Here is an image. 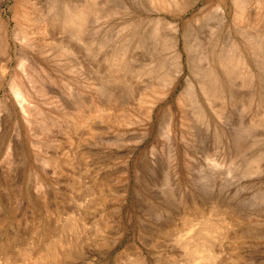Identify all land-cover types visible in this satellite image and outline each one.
Returning a JSON list of instances; mask_svg holds the SVG:
<instances>
[{"label":"rangeland","instance_id":"1","mask_svg":"<svg viewBox=\"0 0 264 264\" xmlns=\"http://www.w3.org/2000/svg\"><path fill=\"white\" fill-rule=\"evenodd\" d=\"M206 1L209 4L204 6ZM14 3L15 0H6V2L2 6V12H1V14L5 16L4 18L6 23L8 22L7 26L8 29H10L9 34L12 32V29L15 24L13 22L14 20L11 18L12 9L10 8ZM220 3L227 4L228 6L227 9L228 11L230 10L228 16L229 18H231L233 13V7L232 5L230 6L231 0L229 1L223 0V2L222 0H198L191 7H188L184 12L182 11L180 15L176 14L175 18L181 21V23H183L184 25L185 24L188 25L190 24V22L194 24L198 29L199 37L200 38L203 37L201 38L202 40H205L206 38L207 41L209 39L208 35L210 34L214 35L215 30L218 29L217 25H219L221 22L220 12L217 9V5ZM253 9L255 10V8ZM254 10H252V12H255ZM1 25L2 23L0 22V31L4 33V27L3 25L2 26ZM252 26H253L252 31L256 30L254 29V27H257V25L256 26L252 25ZM11 41L13 43H11ZM158 41L160 42L159 45L162 48L161 39L159 38ZM14 43L15 42L13 41V39H11L9 36L6 45L7 44L9 45L10 53L13 52L15 54ZM147 45L148 43L146 44V47L144 46V48H142V43L141 46L138 43L137 46H135V43L133 44V49L136 50V51L134 50V52L137 53L135 55H137L138 59H140L141 56L144 55L145 56V57L143 56V61H144L146 60V58H148L147 55L150 56L149 53L147 52ZM140 50H142V53L140 52ZM263 51H264V47H263ZM0 54H3L0 56H4L5 53L4 51L0 50ZM160 55L162 56L166 55L167 57L166 56L162 57ZM159 56L158 59L160 60H158V65L160 64V66H157L158 67V69L156 70L157 77L152 76L151 78V74L145 71L143 72L142 69H140V73L139 72L135 73L134 70L133 72L134 75H132V73L129 72L127 73V76L129 75L127 77V83L125 85V89H128L126 90L127 96L125 95V98L127 99H124L126 103L123 100L124 103L123 105L122 104L118 106L116 105V107L119 110H121L123 107L124 110L122 109L120 112L119 110H117L116 112L115 111L116 108H113L115 106H112L109 110V112L110 113L112 112V114L110 113L108 114L110 117L108 116V118H106V122L101 123L99 122V119H96L95 122L93 121L91 123V127H92L90 129L91 131L83 133L82 131L84 130L87 131V130L82 129L80 130L79 133L76 134V136L75 135L72 136L71 134L70 135L71 138L73 137L72 138L73 140L71 139L72 142L67 140V138L65 137L66 135L63 136L61 135V133L58 134L59 136V137L57 136L59 138L58 145L62 148V150H60V148L56 150V147L58 148L57 144L53 145L56 146L53 149L52 147L50 148V146L45 145L44 142L37 143L35 141L36 140L35 137L24 135V130L22 129V134L24 136L23 137L24 142H22L23 149L21 151V149H19V146H17L18 148L15 147V150L12 149L13 151L11 154L13 155L14 154L13 152L17 151L15 152L14 156H11L12 159L14 158L13 160H15L14 162L12 160V162H13V168L14 170L16 168L17 173H14V171L12 173L13 177L15 176L16 177L13 178L12 180L13 182L15 180L14 183L11 181L12 186L10 185L11 187H9L10 188L9 193L11 194L13 190L14 192L11 195L8 193V198L6 197L7 200L10 197L12 199L14 198V201H12V199L11 201L10 199L8 201L9 202L8 205L11 204L10 202H13L12 204L14 205H9L10 208L6 207L5 205L3 209L0 208L1 210L0 211V264H8L6 260V254L5 256L3 254L5 253L4 251L6 250L8 251V254H11L14 258L16 259L18 258L17 261L19 263L20 261L28 259L27 260L28 264H264V197H262L264 195V175H263L264 155H262V152H264V130H263L264 128L259 127V129L254 128L252 131L247 130L249 124V118H251V111L250 109H248V107L243 105L245 104L244 101L245 97L248 96L249 90L251 89L248 88L247 86H244L245 89L244 87H241L242 90L238 92V95L242 96L244 93L243 98L242 100L240 99L236 101V103L232 107L222 105L223 104L221 103L222 101L221 100L217 101L218 99L215 101L218 102V105L217 103L215 104L214 102V106L215 107L217 106L216 108H220V109L222 108L223 110L226 107L225 108L226 110L225 109H224L225 111L223 110V114L226 113L225 118L227 117L226 119H228L229 121V123L227 124L226 122L222 124V122L220 123V121L218 120L217 122L215 119L216 123L221 124V125L218 124L220 125L221 128L219 127V130L215 132L214 127L207 128V125L205 123L203 124L201 122L200 125L195 120V116H194L195 114L194 112L192 113V110L194 111L195 107L192 104V102H190L187 99L185 100L178 99L180 92H182L185 86L186 79L193 75V73L190 72L189 66L186 65L184 67V73L182 71L181 74L179 75L175 87L169 92V94H167V96L164 95L167 91H169L168 83L165 82L164 77L171 76L170 78H173L172 75L174 74L175 71H174V67H172V63H170L172 62L171 61L172 54L170 50L168 49L166 51L162 50L159 53ZM131 57H132L131 54L127 57L128 62H132L130 61ZM13 60L16 61V58H13ZM13 60L6 61V65L8 64L6 66V70L9 71V74L6 76V81L4 83V86L0 87V96L4 93L5 89L8 88L7 79H9L11 72L17 66V61L15 62ZM133 62L130 64L133 65L134 64ZM202 62L203 61H199L196 58L194 65L199 63V65L198 64L197 65L199 67H202L204 64V62L203 63ZM1 63H4V60H2ZM46 65L49 67L50 70L53 67H54L52 69L53 71L54 69L55 71L57 70L56 72L54 71V74L56 75L57 80L59 82H61L62 80L65 81L70 80V82H72L73 77L77 78L80 75L81 76L84 75V71L82 70V68L80 69L79 67H78L79 70L76 69L75 71L76 76H74L75 75L74 72L72 71L68 72V70H65V67L62 64H58L59 65L58 66L55 63L52 64L51 62H49ZM55 66L57 68H55ZM137 66H139V64H137V62L135 61L134 69H139V67ZM80 70L81 72L83 71L82 72L83 74L80 72ZM58 72L60 73L58 74ZM63 77L65 79H63ZM135 77L138 79V81L140 80L139 84L138 82L135 83L133 82ZM68 78L69 80H67ZM128 78H130V80ZM153 78L155 81L153 80ZM63 82L64 81H62L61 83L62 86L60 87V92L63 91L66 93L67 91V88L65 87L66 84H64ZM136 84L139 85L136 88L140 93L133 95V93H131L130 91L135 89ZM73 89L71 90L72 92L75 91ZM155 89L158 90L156 91ZM60 92H57L58 94L56 93L57 97L58 98L60 97L59 98L61 99L60 101L63 102V100L66 97L67 100L64 101L68 102L69 100L67 97L68 93L65 94L63 92L61 93ZM75 92L73 95H77ZM160 92L163 93L162 96H159V94H161ZM130 93L132 94V97L129 96ZM152 93L156 95L154 96ZM61 94L62 95L64 94L66 96L63 97L64 96L63 95L61 98ZM149 95L152 98H150ZM75 97L76 98L78 97L80 101L79 97H81V94L80 96H75ZM131 98H133V100H131ZM143 100L146 102L149 101L148 102L149 104L155 102L154 119L152 121V124L150 123L149 126H147V124L145 123V119H144L145 116L143 112L144 108L148 106V103L144 102ZM65 102L63 106L64 108L66 107L67 109V106H69V103L71 102L69 100L68 105L67 102L66 103ZM136 102L139 104H137ZM220 103L223 107L220 106ZM142 104H144L143 106L144 108L142 107ZM0 105L2 106V104ZM1 106L0 108H2ZM45 107H47L46 109L51 108L50 109L51 112H55L54 110H56L53 107H49L48 105ZM70 108L72 109L69 110ZM250 108L252 109V107ZM72 110L73 112H76L74 106L70 105L69 108L67 109V112L69 111L72 113ZM254 110L255 109H253V111ZM61 113L63 112L58 111V115L59 114L61 115ZM118 114L121 117V120ZM60 115L58 116V118L62 117V115L61 116ZM228 115L230 116V118ZM125 116H127V118ZM118 117L119 119H117ZM130 117L132 119H130ZM165 117H167L168 119H163ZM111 118L114 119L112 120V122H111ZM192 118L194 120H192ZM126 119L129 120L127 121V123H126ZM116 120H118L119 122ZM107 121L109 124L107 123ZM189 122L193 127L188 124ZM121 123L124 125L127 124L128 126L126 125L124 128V125L122 126ZM181 123L185 125L183 126ZM197 123L200 125V130L194 132V127L195 124ZM239 123H242L243 126L245 125V127H243ZM103 124H106V126L108 124V128H105L106 126ZM225 124L227 127L228 125L231 127H228V129H224V127L227 128L226 126H222ZM94 125L96 127H99L97 128L98 131H95L97 129L96 127L94 128ZM100 125H103L105 130ZM186 125L189 127H187ZM119 126L121 128H118ZM160 126H163L162 127L163 129ZM112 128H114V130ZM168 128L172 130V131L170 130L169 133L167 132ZM229 130H232V133ZM244 130L246 131V133ZM117 131L120 132L117 133ZM253 131H256V133ZM89 133L92 136L91 135L89 136ZM92 133L95 134L93 135ZM170 133L171 135H169ZM78 134H80L81 137L78 136ZM225 134H227L228 136ZM240 134L242 136L246 135L245 136L246 138L242 137ZM252 134L253 135L256 134V135L253 136ZM8 135L9 137L15 136L13 127L10 128V130L7 132V135H5L4 145H2L0 149V162L5 156L4 153H6L7 150V146L5 145H8V138H9ZM129 136L133 138L130 140L128 139L130 138ZM60 137L63 139L65 137V139L63 140ZM86 137L88 139L92 137L93 139L90 138L88 140ZM107 137H109L110 140ZM239 137L241 139H239ZM74 138H76V141ZM60 139L62 141H60ZM84 140H86V142ZM245 140L248 142L247 144ZM83 141L87 144H85ZM35 142L39 150L41 149L40 152L37 149V146L35 147L36 149L32 148L33 146L36 145L34 144ZM61 142L62 145H60ZM70 142L72 144H70ZM74 142L76 143V145ZM91 142L92 143L95 142V144L94 143L92 144ZM198 142L201 144H199ZM67 143L69 145H67ZM81 143H84L85 145L81 147ZM107 143L109 146L106 145ZM243 143L245 144L243 145ZM18 144L19 143H17L16 145ZM31 144H33V146ZM79 144H80L79 148L83 149L84 152L88 151L90 154L86 152L85 155H82L84 154V152H82V150H80V152L78 151ZM41 145L42 146L45 145V147L48 148L49 150L45 149V147H43L44 148L43 150ZM89 145L91 146L89 147ZM116 145H118V147ZM201 145L203 146V148H201L202 147ZM3 146H5V149H3L4 148ZM101 146H104V148ZM129 146L131 147L130 151H129ZM92 147L94 150L93 149L91 150ZM213 147L215 149L216 148L218 149V151L215 152L216 154L214 153V151H216L217 149L214 150ZM102 149L103 151H101ZM35 150L40 154H38ZM98 150L101 152H99ZM32 151H34V153ZM74 151H76V153ZM41 152H43V155H41L42 154ZM62 152L65 155H63ZM109 152H111L110 153L111 155H115V157L108 155ZM113 152H115V154H113ZM124 152L125 153L128 152L130 154L128 155V153L125 154ZM60 153L62 154L59 155ZM79 154L80 156H78ZM118 154L123 156L125 154V156L124 158H122L123 156L121 157ZM36 155H39V157L37 156L38 158L37 157L35 158ZM62 155L63 157H61ZM207 156L209 157V159ZM230 156L233 157V159ZM40 157H48L50 159L51 158L66 159L65 160L66 162H63L64 164L61 163V165L62 164L64 165L63 166L64 169L63 167H60L61 166L60 165L59 168L61 170H59V168H56V171L59 170V172H55L52 169V166H47L48 168L45 167L44 168L45 170L41 171V168L43 167L41 166L39 161L41 159ZM229 157L231 158V160ZM20 158L24 159V161L21 162ZM254 158L256 159L255 161L257 163L256 166L252 163V160ZM216 159H217V163H216ZM234 159L236 160L233 161ZM248 165H250V169H249L250 171L248 170L249 168ZM20 166H21V170L24 173L20 170ZM253 166H255L257 170L255 171L252 170L254 168ZM261 166L262 168H260ZM49 167H51V169H49ZM18 171L19 172L21 171L22 173L21 172L20 173L23 176L20 175ZM248 171L250 176H248V173L246 174V172ZM27 172L30 174H28ZM34 172L39 175L37 176ZM39 172L41 173L42 176L40 175ZM106 172H108V174ZM56 173H58L57 177L55 176L57 175ZM32 174L36 175V177L34 176L35 179L39 178L38 180L41 181L44 180L42 181L44 192L40 190V193L42 192L44 194L43 198L41 194H39V191H37L35 188L36 182L35 179L32 180L33 179ZM52 174L55 175L53 176ZM124 174L127 175L125 176ZM204 174L205 176H203ZM243 174H246L247 176H244ZM254 174L257 175L255 176ZM258 174L260 175V177ZM18 176L20 177L21 180L19 179ZM240 176H242L243 178H241ZM198 177L199 179H197ZM101 181L106 183L107 186L104 183H100L99 185V182ZM95 183L98 185H96ZM20 185L22 186V188ZM124 185L125 188L124 187L121 188ZM102 187L104 189H102ZM201 188L202 191H200ZM28 189L29 192L32 193V195L34 194L33 197L31 193L29 194ZM120 189L121 190L123 189L124 192L123 190L121 191ZM50 190L52 192V195L51 193H49ZM15 192L18 194H16ZM260 192H263V194ZM48 194L51 196H49ZM12 195H14V197ZM25 195H28L29 197L28 196L25 197ZM38 195L41 197H39ZM17 196L19 197V199ZM37 197L42 200L39 201ZM32 198L34 202L31 201ZM43 200H45L43 202L44 204L42 203ZM40 203L43 206H41ZM50 203H52L53 206ZM34 205H39V206H34ZM59 205H61V207ZM117 207L119 208L118 212H117ZM220 208L222 209V211L219 214L217 212L221 210ZM53 209L54 211H56L55 213ZM60 209H62L64 212L62 213ZM196 210L197 213L195 212ZM81 211L84 212L82 213ZM34 212H36L38 215ZM199 212L201 215H199ZM83 214L85 217H83ZM79 215L82 218L79 217ZM51 216L52 218H50ZM36 218L38 219L37 221ZM70 218L71 220H69ZM74 218L80 220V222L78 220H76L77 221L76 222ZM208 218L210 221H214L216 224V227L212 231V233L211 232L209 233L208 230H204L203 225L205 224V222L209 221ZM52 219L54 221L56 219L57 221L54 222ZM187 219H189L190 222L187 221ZM32 220L34 223L32 222ZM202 220L203 221L206 220V221L203 222ZM70 221H72V224ZM15 225L16 227L19 225V227L16 228ZM50 225L51 227L53 225L52 229L50 228ZM45 228L46 229L50 228L51 230L49 229L47 231ZM42 230L44 231L42 232ZM20 233L23 235L21 236ZM24 237L25 238L27 237L28 240L25 239ZM197 237L200 238L202 243L210 246L211 248L210 257L203 259L201 258V255H198L196 252L192 251L189 248L187 249L185 247L186 241L194 240ZM22 238H24L27 242H25V240H23ZM37 238L41 239V240L39 239L38 241L40 245L37 242L38 240ZM63 240L66 241V243ZM22 242L23 244L20 246L19 244H21ZM48 242H51L50 244L56 247L54 251L55 253L54 255L53 254L47 255L43 258V256H41L40 253L43 251V249H47V247L51 246L50 244H48ZM5 243L7 244V249L3 248V246L6 247ZM8 245H11L12 249L11 246ZM23 250L28 252L27 254L25 253L26 257L23 256ZM19 252L21 253L18 254ZM237 255H241V256H237ZM53 256L55 257L53 258ZM38 257L42 259L39 260Z\"/></svg>","mask_w":264,"mask_h":264},{"label":"bare ground","instance_id":"2","mask_svg":"<svg viewBox=\"0 0 264 264\" xmlns=\"http://www.w3.org/2000/svg\"><path fill=\"white\" fill-rule=\"evenodd\" d=\"M197 1L198 0H15V3L10 7L12 9L11 18L14 20L13 22L15 24H14V27L12 29V32L9 34L10 29H8V26H7L8 22L6 23L5 18H4L5 16H3L1 14L2 6L6 2V0H0V22L2 23V25L4 27V33L0 31V40H1L0 41V50L4 51V53H5L4 56H0V87L4 86V83L6 81V76L9 74V71L6 70V66L8 65V64L6 65V61H11V60H13V58H16V61H17V66L15 68L13 67L14 70L11 72L9 79H7L8 80V85H7L8 88L5 89L4 93L0 96V104H2V106L0 105L2 107V108H0V149H1V146L4 145L5 135H7V132L12 127H13L14 134H15L14 137L16 138L15 139L12 136L9 137V135H8V137H9L8 138V145H5V146H7V150H6V153H4L5 156L3 155L4 157H3L2 161L0 162V208L1 209L4 208V205L6 207H9V205H14V204H12L13 202H10L11 204L8 205V203H9L8 201H9V199L11 201L12 198L10 197V195L14 192V190H13L14 188H13L12 189L13 192L11 194L9 193L10 192L9 187L12 186L11 181L13 180V178L16 177V176L13 177L12 173H13V171H14V173H17L16 168H15V170L13 168V162L15 160H13L14 158L12 159L11 156H14L15 152H17V151L13 152L14 153L13 155H11V154H12V151L15 150V147L18 148L17 146H19V149H21V151L23 149V143L22 142H24V140H23L24 136L22 134V129L24 130V135L30 136V137L33 136L36 138L35 141L37 143L38 142H44L45 145L50 146V148L52 147L53 149H54V147H56L53 145H55V144L58 145V143H59L58 142L59 141L58 134H60V133L63 136L66 135L65 137L67 138V140L71 141V139L73 138V137L71 138V136H70L71 134H72V136L73 135L76 136V134L79 133L80 130H82V129L87 130V131H85V130L82 131L83 133L91 131L90 130L92 128L91 123L93 121L95 122L96 119H99V122H101V123L106 122V118H108V116H109L108 114L110 113L109 112L110 108L112 106H115L113 108H116L115 111L117 112V110H119V109L116 107V105L118 106V105L124 104L123 100L127 99V98H125V95L127 94L126 90H128V89H125V85L127 83V77L129 76V75L127 76L128 72L132 73V75H134V73H133L134 70H135V73H138V72L140 73V69H142L143 72L145 71V72L151 74V78H152V76L157 77L156 76V74H157L156 70L158 69L157 66H160V64L158 65V60H160V59H158V56L162 50H164V51H166L167 49L170 50V52L172 54V58H171L172 62H170V63H172V67H174V71H175L174 74L172 75L173 78H170L171 76L170 77H164L163 76L165 82L168 83V89H169V91H167L166 93L164 92L165 93L164 95L167 96V94H169V92L175 87L181 72L183 71V73H184V67L186 65L189 66L190 72H192L193 75L186 79L185 86H184L182 92H180L178 99L179 100L187 99L190 102H192V104L195 107L194 111L192 110V113L194 112L195 115L194 114L193 115L195 116V120L200 125H201V122L203 124L205 123L207 125V128L208 127H214V130L216 132L219 130L221 122H222V124L224 122H226V124L229 123L228 119H226L227 117L225 118L226 113L223 114V110L226 107L223 110H222V108L221 109L216 108L217 106L216 107L214 106V102L218 99L217 101H219V100L222 101L221 102V103H223L222 105L232 107L236 103V101H238L240 99L242 100V98H243L244 93L242 96L238 95V92H240V90H242L241 87L247 86L248 88L251 89V90H249L248 96L245 97V100H244L245 104L243 105V106L248 107V109H250V111H251V118H249V124H248L247 130L252 131L254 128H258V129H259V127L264 128V51H263V47H264V0H255V1H253V0H231L230 6L232 5V7H233V13H232L231 18H229V16H228L230 10L228 11L227 4H223V3L218 4L217 9L220 12V21L221 22L219 25H217L218 29L215 30V33L213 32L214 35H211V34L208 35L209 39L207 41H206V38H205V40H202L201 38H203V37H201V38L199 37L198 29L194 24H192L190 22V24L184 25L183 23H181V21H179V20H177V18H175L176 14L180 15L182 11L184 12L188 7H191ZM222 2H223V0H222ZM207 4H209V3L206 1L204 6ZM253 8H255V10ZM252 10H254L255 12H252ZM252 25H254V26L257 25V27H254V29H256V30L253 29L254 31H252V27H253ZM198 28H199V26H198ZM213 29H214V27H213ZM160 35L163 37H161ZM9 36L15 42L14 43L15 44V54L13 52L10 53V51H9L10 47L8 44L6 45V42H7V39ZM158 37L162 41V48L159 45L160 42L158 41V39H159ZM194 41H196V42H194ZM140 42L142 43V48H144V46L146 47V44L148 43L147 52L149 53L150 56H148L146 54L148 58H146V60H144L145 62L143 61L144 55L141 56L140 59H138L137 55H135L137 53H135L134 52L135 49H133V44L135 43V46H137V43H138L141 46ZM11 43H13V42L11 41ZM140 52L142 53V50H140ZM130 54L132 56L130 61L133 62L135 60L137 62V64H139V66H137V67H139V69H134L135 61L133 62L134 63L133 65L130 64L132 62H128L127 57ZM0 55H3V54H0ZM139 56H140V54H139ZM160 56H162V55H160ZM164 56H166V55H164ZM164 56H162V57H164ZM184 56H185V58H184ZM196 58H197V60L204 62L202 67L198 66L199 63H201V62L197 63L198 65L197 64L194 65ZM2 60H4V63H1ZM139 60H140V62H139ZM13 61H15V60H13ZM49 62H51L52 64L55 63L57 65L62 64L65 67V70H68V72L72 71V72H74V74H75L76 69L79 70V68L80 69L82 68V70L84 71L83 76H81V75L78 76L79 77V78L77 77L78 79L73 77V81L71 80L72 82H70L69 78L67 79L69 81L62 80V81H64L63 83L66 84L65 85V87L67 88L66 93H68L67 97L71 102V103H69V106L73 105L76 112H73V110H72V113L69 111L67 112V109L69 108V106H67V109H66V107L64 108V106H63L64 102H65L64 100H67L65 97L66 95L63 94L64 95L63 96L61 94V98H62V96L65 97V99L63 98L64 99L63 102L60 101L61 100V99H59L60 97L59 98L57 97V94H58L57 92H60V87L62 86V84H61L62 81L59 82L57 80V77L54 74L55 69H54V71L52 70L54 67L53 68L51 67L52 68L51 69L52 71H51L49 69V67L46 65ZM55 68H57V67L55 66ZM194 68H195V70H194ZM80 72H81V70H80ZM59 73L60 72H58V74ZM74 76H76V74ZM64 77H63V79H65ZM135 78H134L133 82L134 83L138 82V84H139L140 80L138 81V79L137 78L135 79ZM70 79H71V77H70ZM128 79L130 80V78H128ZM131 79H132V77H131ZM153 80H154V78H153ZM133 84H132V86H133ZM138 84L135 85V89L130 91L131 93H133V95L140 93L138 91V89L136 88L137 86H139ZM163 84H165V83H163ZM157 86H159V85H157ZM72 89L76 91V92L75 91L74 92L77 95H73L74 92L71 91ZM244 89H245V87H244ZM155 90H154V92H155ZM61 92H63V91H61ZM63 93H65V92H63ZM131 93L129 96L132 97ZM160 93L161 94H159V93H157V94H159V96H162L163 93L162 92H160ZM80 94H81V97H79L80 98V101H79L78 97L76 98L75 96H80ZM168 96H170V95H168ZM136 98H137V96H136ZM150 98H152V97L150 96ZM148 99H149V97H148ZM148 99H146V100H148ZM69 100H68V102H69ZM131 100H133V98H131ZM68 102H67V105H68ZM124 102L126 103L125 100H124ZM144 102H146V101H144ZM148 102H146V103H148ZM216 103L218 105V102H215V104ZM221 103H220V106H222ZM137 104H139V103H137ZM154 104H155V102L150 103V104L148 103V106H146L145 108L143 107L144 104H142V107L144 108V111H143L144 116H145L144 119H145V123L147 124V126H149L150 123L152 124V121L154 119ZM47 105L49 107H53L54 109H56L57 111L52 108L57 113L51 112L50 111L51 108L46 109L47 107H45V106H47ZM65 106H66V104H65ZM250 107H252V109ZM72 108H70L69 110H71ZM122 109L124 110V107ZM253 109H255V110L253 111ZM121 110H119V112ZM141 110H143V109H141ZM58 111L63 112V113H61V115H62L61 118H58V116L60 115V114L58 115ZM143 112H142V114H143ZM110 114H112V112ZM119 114H118V116H119ZM125 114H127V113H125ZM131 114H132V112H131ZM128 116H130V115H128ZM119 117L117 119H119ZM125 117L127 118V116H125ZM131 117H130V119H132ZM229 118H230V116H229ZM163 119H168V118L165 117ZM215 119H216V121L217 120L220 121V123H216ZM112 120H114V119L111 118V122H112ZM120 120H121V117H120ZM192 120H194V119L192 118ZM116 121H118V120H116ZM122 121H123V119H122ZM127 121H129V120L126 119V123H127ZM172 121H171V124H172ZM107 123H108V121H107ZM123 123H125V122H123ZM191 123H192V121H191ZM198 123L195 124L194 132L200 130V125ZM108 124H107V126H106V124H103V125L106 126L105 128H108ZM130 124H131V122H130ZM161 124H163V123H161ZM188 124L191 125L190 122ZM218 124H220V125H218ZM226 124L222 125V126H226ZM239 124H241L243 126L242 123H239ZM103 125H100V126L103 127ZM121 125L123 126L124 124L121 123ZM126 125L127 124L124 125V128ZM172 126H171V128H172ZM95 127L96 126L94 125V128ZM115 127H116V125H115ZM160 127L162 128L163 126H160ZM187 127H189V126H187ZM228 127H231V126L228 125ZM228 127L227 128L224 127V129H228ZM243 127H245V125ZM97 128H99V127H96V129ZM105 128H104V130H105ZM118 128H121V127L119 126ZM161 128H160V130H161ZM263 128H261V129H263ZM112 129L114 130V128H112ZM190 129H191V127H190ZM237 129H238V127H237ZM108 130H110V129H108ZM170 130L171 129L168 128L167 132L169 133ZM95 131H98V129ZM136 131H134V132H136ZM225 131H227V130H225ZM229 131L232 133V130H229ZM233 131H234V129H233ZM118 132H120V131H117V133ZM253 132L256 133V131H253ZM97 133H100V132H97ZM131 133H133V132H131ZM218 133H220V132H218ZM231 133H230V135H231ZM245 133H246V131H245ZM92 134L94 135L95 133H92ZM135 134H133V135H135ZM146 134H147V132H146ZM227 134H228V132H227ZM227 134H225V135H227ZM242 134H243V132H242ZM11 135H13V134H11ZM90 135L91 134L89 133V136ZM108 135H106V136H108ZM121 135H123V134H121ZM169 135H171V133ZM255 135H253V136H255ZM78 136H80V134H78ZM172 136H173V134H172ZM221 136H222V134H221ZM245 136H242V137L246 138ZM65 137H64V139H65ZM129 137L130 138H128V139H130V140L133 138L131 136H129ZM90 138H92V137H90ZM107 138H109V137H107ZM253 138H251V139H253ZM24 139H26V138H24ZM61 139H63V138H61ZM61 139H60V141H62ZM74 139L76 141V138H74ZM92 139H91V141H92ZM239 139H241V138L239 137ZM109 140H110V138H109ZM69 141H67V142H69ZM84 141L86 142V140H84ZM125 141H128V140H125ZM133 141H135V140H133ZM36 142L34 144H36ZM71 142H70V144H72ZM17 143H19V144L16 145ZM32 143H33V141H32ZM84 143H81V147L84 146L85 144H87V143H85V144ZM93 143L95 144V142H93ZM198 143H196V144H198ZM247 143L248 142L246 141V144ZM65 144H66V141H65ZM99 144H98V146H99ZM122 144H124V143H122ZM137 144H138V142H137ZM199 144H201V143H199ZM244 144L245 143H243V145ZM31 145L33 146V144H31ZM45 145H43V146L41 145L42 148L45 147ZM60 145H62V142ZM67 145H69V144L67 143ZM75 145H76V143H75ZM106 145H108V143ZM5 146H3L4 147L3 149H5ZM36 146H37V144L35 146H33L32 148L36 149L35 148ZM90 146L91 145H89V147ZM116 146L118 147V145H116ZM125 146H127V145H125ZM79 147H80V144H79L78 148ZM101 147L104 148V146H101ZM110 147H111V145H110ZM59 148H60V150H62V148L59 145H58V148L56 147V150ZM201 148H203V146ZM37 149L39 150L38 146H37ZM45 149H48V148L45 147ZM92 149H93V147L91 148V150ZM216 149L214 148V150H216ZM40 150H39V152H40ZM43 150H44V148H43ZM80 150H82V152H84L83 149L79 148L78 151L80 152ZM130 150H131V147L129 146V151ZM101 151H103V149ZM101 151H99V152H101ZM217 151H218V149L216 151H214V153ZM32 152L34 153V151H32ZM39 152H37V153L40 154ZM74 152L76 153V151H74ZM86 152H88V151H86ZM86 152H84V154H82V155H85ZM104 152H105V150H104ZM21 153H20V155H21ZM41 153H42L41 155H43V152H41ZM62 153H60L59 155H61ZM95 153H96V151H95ZM110 153L111 152H109V154L108 153H106V154L115 157V155H111ZM126 153H128V152H126ZM45 154H46V151H45ZM113 154H115V152H113ZM120 154H118V155L122 157L123 155H120ZM125 154H124V156H125ZM129 154L130 153H128V155ZM215 154H214V157H215ZM17 155H18V153H17ZM17 155H16V157H17ZM63 155H65V154L63 153ZM63 155L61 157H63ZM205 155H207V154H205ZM262 155H264V152H262ZM37 156L39 157V155H36L35 158ZM52 156H54V155H52ZM78 156H80V154ZM124 156L122 158H124ZM32 157H33V155H32ZM40 158L41 159L39 161H40L41 166L43 167V168H41V171L45 170L44 169L45 167L48 168L47 166H52V169L55 172H59V170H61L59 168L61 163L66 162L65 161L66 159H56V158L50 159L48 157H40ZM64 158H65V156H64ZM219 158H217V159H219ZM231 158L233 159V157H231ZM231 158H230V160H231ZM255 158L252 160V163L256 166L257 163L255 162L256 161ZM28 159H31V158H28ZM208 159H209V157H208ZM217 159H216V163H217ZM12 160H13V162H12ZM153 160H155V159H153ZM235 160L236 159H234L233 161H235ZM22 161H24V159H21V162ZM32 161H33V158H32ZM36 161H37V159H36ZM63 164L60 167H63L64 166ZM144 165H146V164H144ZM248 166H249V168H248V170H249L250 165H248ZM255 166H253V167L256 168ZM258 166H259V164H258ZM262 166H263V164H262ZM262 166L260 168H262ZM56 168H59V170L56 171ZM198 168H200V167H198ZM254 168L252 170H254V171L257 170V168L256 169H254ZM49 169H51V167H49ZM63 169H64V167H63ZM201 169H199V170H201ZM20 170H21V166H20ZM129 170H130V168H129ZM244 170H243V172H244ZM27 171H29V170H27ZM249 171L246 172V174L248 173V176H250ZM51 172H52V170H51ZM21 173H20V175H22ZM62 173H64V172H62ZM106 173L108 174V172H106ZM106 173H104V174H106ZM200 173H201V171H200ZM254 173H256V172H254ZM28 174H30V173H28ZM56 174L57 175H55V174L54 175L57 177L58 173H56ZM246 174H243V175L247 176ZM259 174H261V173H259ZM36 175L38 176L39 174H36ZM36 175H33L32 180L35 179L34 176L36 177ZM40 175H41V173H40ZM254 175L256 176L257 174H254ZM22 176H21V178H22ZM106 176H104V177H106ZM200 176H202V175H200ZM203 176H205V174ZM242 176H240V177L243 178ZM199 177L197 179H199ZM259 177H260V175H259ZM30 178H32V177H30ZM257 178H258V176H257ZM19 179H20V177H19ZM38 179L39 178L35 179V182H36V183L34 182L36 184L35 188L37 191H39V194H41V196L43 198L44 194L42 192H44L43 191L44 187L42 185L43 184L42 181H44V180L41 181ZM49 180H51V179H49ZM200 181H201V178H200ZM14 182H15V180H14ZM17 182H19V181H17ZM54 182H55V180H54ZM104 182H102V181L99 182V185H100V183H104ZM104 184L106 185V183H104ZM93 185H94V183H93ZM96 185H98V184H96ZM123 187L125 188V185L122 186L121 188H123ZM21 188H22V186H21ZM48 189H50V188H48ZM54 189H52V190H54ZM97 189H99V188H97ZM102 189H104V188L102 187ZM40 190H42L41 193H40ZM200 191H202V188ZM28 192H29V189H28ZM91 192H93V191H91ZM123 192H124V190H123ZM8 193L10 194L9 195L10 198L7 200L6 197L8 198ZM30 193L31 192H29V194ZM49 193H51V195H52L51 190ZM134 193H135V191H134ZM237 193H239V192H237ZM260 193L263 194V192H260ZM16 194H18V193H16ZM118 194H121V193H118ZM138 194H139V192H138ZM257 194H258V192H257ZM31 195H32V193H31ZM33 195H32V197H33ZM51 195H49V196H51ZM12 196L14 197V195H12ZM26 196H28V195H25V197ZM41 196H39V197H41ZM19 197H20V195H19ZM19 197H18V199H19ZM45 197H46V195H45ZM122 197H123V195H122ZM262 197H264V195ZM57 198H59V197H57ZM118 198H120V197H118ZM38 199H39V201L42 200L40 198H38ZM26 200H27V198H26ZM12 201H14V198L12 199ZM31 201H33V198ZM44 201L45 200H43L42 203ZM120 201H122V200H120ZM50 202H51V200H50ZM50 204H52V203H50ZM39 205H34V206H39ZM63 205H64V203H63ZM41 206H43V205L41 204ZM52 206H53V204H52ZM59 206L61 207V205H59ZM211 206H213V205H211ZM215 206H217V205H215ZM85 209H87V208H85ZM118 209L119 208L117 207V212H118ZM60 210L62 211V213L64 212L62 209H60ZM197 210L195 211L196 213H197ZM53 211H54V209H53ZM115 211H116V208H115ZM221 211H222V209L219 210V212H217V211L216 212L220 214ZM55 212L56 211H54V213ZM34 213H36V212H34ZM70 213H72V212H70ZM85 213H86V211H85ZM199 215H201L200 212H199ZM33 216H35V215H33ZM79 217H81V216L79 215ZM83 217H85L84 214H83ZM50 218H52V216ZM56 219H55V221H57ZM74 219H75V221L78 220L76 218H74ZM33 220H32V222H33ZM37 220L38 219L36 218V221ZM69 220H71V218ZM208 220H209V218H208ZM49 221H51V220H49ZM72 221H74V220H72ZM72 221H70L71 224H72ZM78 221L80 222V220H78ZM187 221L190 222L189 219H187ZM205 221H203V222H205ZM19 223H20V221H19ZM42 223H44V222H42ZM49 223H48V226H49ZM36 224H37V222H36ZM51 224H52V222H51ZM68 224H70V223H68ZM16 225H15V227H16ZM53 225H52V227H53ZM203 226H204V230H208L209 233L210 232L212 233V231L216 227V224L214 221L209 220V221L205 222V224ZM17 227H19V225ZM35 227H37V226H35ZM52 227L50 225L51 229H52ZM71 227H74V226H71ZM49 229H46V230L48 231ZM40 230H41V228H40ZM43 231L44 230H42V232ZM22 235L23 234H21V236ZM49 235H50V233H49ZM24 238H22V239L23 240L27 239V237L25 239ZM39 239L37 240V242L39 241ZM8 240H9V238H8ZM25 242H27V241L25 240ZM64 242L66 243V241H64ZM50 243L51 242H48V244H50ZM201 243L202 242H201L200 238L197 237L194 240L186 241L185 247L187 249L189 248L192 251L196 252L198 255H201V258L206 259L207 257H210V255H211V253H210L211 248L209 245H205L204 243H202V244ZM22 244H23V242L19 245L21 246ZM39 245H40V243H39ZM8 246H11V245H8ZM3 248L7 249V244H6V247L3 246ZM55 248L56 247L51 245V246L47 247V249H43V251L40 254H41V256H43V258L47 255H52V254L54 255ZM8 249H10V248H8ZM11 249H12V246H11ZM25 250H23V256H25V253L26 254L28 253ZM4 252L5 253H3V254H4V256L6 254V260H7L8 264H28V262H27L28 259L20 261V263H19L17 261L18 258L16 259L11 254H8L7 250ZM21 252H22V249H21ZM21 252H19L18 254H20ZM59 253H61V252H59ZM29 254H30V252H29ZM237 256H241V255H237ZM237 256H236V258H237ZM54 257L55 256H53V258ZM27 258H28V256H27ZM23 259H25V258H23ZM40 259H42V258H39V260ZM240 261H242V260H240Z\"/></svg>","mask_w":264,"mask_h":264}]
</instances>
